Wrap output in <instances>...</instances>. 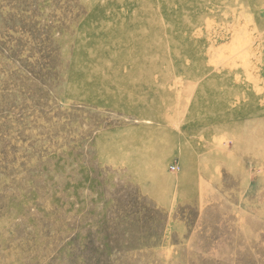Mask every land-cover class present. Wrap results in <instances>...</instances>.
Masks as SVG:
<instances>
[{"label":"rangeland","instance_id":"374dc122","mask_svg":"<svg viewBox=\"0 0 264 264\" xmlns=\"http://www.w3.org/2000/svg\"><path fill=\"white\" fill-rule=\"evenodd\" d=\"M0 264H264V0H0Z\"/></svg>","mask_w":264,"mask_h":264}]
</instances>
